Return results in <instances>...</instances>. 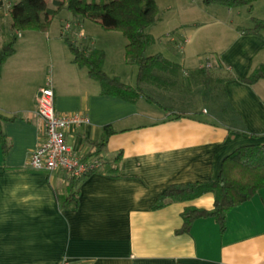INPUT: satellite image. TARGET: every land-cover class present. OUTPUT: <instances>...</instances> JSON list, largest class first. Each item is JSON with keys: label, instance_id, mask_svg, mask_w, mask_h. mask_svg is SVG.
Wrapping results in <instances>:
<instances>
[{"label": "crops", "instance_id": "obj_1", "mask_svg": "<svg viewBox=\"0 0 264 264\" xmlns=\"http://www.w3.org/2000/svg\"><path fill=\"white\" fill-rule=\"evenodd\" d=\"M7 4L0 0V48L10 34ZM228 26L229 34L197 37L207 24L172 25L170 54L162 53L187 72L211 67L229 77L224 88L239 120L227 124L205 106L176 117L145 98L132 103L106 94L51 33L53 24L48 33L19 34L0 76V264H264V187L227 214L224 232L214 218L181 232L187 208L214 209L212 193L154 208L170 186L215 182L236 150L264 145V79L246 81L264 66V30ZM82 28L73 41L95 46ZM49 79L57 113L90 121L70 127L68 144L102 164L77 180L76 209L61 204L69 177L30 166L44 137L37 95Z\"/></svg>", "mask_w": 264, "mask_h": 264}, {"label": "trees", "instance_id": "obj_2", "mask_svg": "<svg viewBox=\"0 0 264 264\" xmlns=\"http://www.w3.org/2000/svg\"><path fill=\"white\" fill-rule=\"evenodd\" d=\"M264 0H204L208 6L217 4L227 9H236ZM9 9L10 34L0 48V76L3 65L16 53L19 34L26 32L48 33L53 21L67 10L72 15L71 31H80L84 20H89L105 31L121 32L127 42L126 62L138 69L136 86H128L118 78L104 72L105 53L88 45H77L70 32H63L74 63L86 69L92 79L98 81L106 94L135 103L145 98L176 117L195 112L199 106L211 109L212 115L222 123L239 120L229 102L225 83L229 77L223 71L203 67L186 71L164 55H148L155 43L148 30L161 20L156 0H102L89 3L87 0H14ZM264 30V21L255 23L254 31ZM75 31V30H74ZM264 79V66L256 70L246 81L249 84ZM111 134L105 129L106 138ZM117 165V164H116ZM98 172V171H97ZM68 193L61 199L67 209H76L79 198L77 180L70 178ZM264 187V145L246 146L236 150L222 166L219 179L210 183H195L170 186L156 201L154 208L160 209L175 202H189L205 194L215 196L211 211L187 208L183 214L181 232L188 233L198 219L214 218L222 232L226 228V216L242 206Z\"/></svg>", "mask_w": 264, "mask_h": 264}, {"label": "rangeland", "instance_id": "obj_3", "mask_svg": "<svg viewBox=\"0 0 264 264\" xmlns=\"http://www.w3.org/2000/svg\"><path fill=\"white\" fill-rule=\"evenodd\" d=\"M52 3V0H48ZM89 3L93 0H87ZM101 2L102 0H96ZM106 1V0H105ZM160 9V22L151 27L148 32L151 34L155 43L150 46L148 55L166 53L165 43H168V33L172 25L180 22H198V24H207V27L197 32V37H206L213 32L214 35L223 36L225 31L229 34V25L236 28L251 30L255 28L257 21H264V1L236 9H227L226 7L212 4L210 6L204 3V0H156ZM72 15L64 10L53 21L52 34L64 35V27L67 23H72ZM217 20V21H216ZM212 22H221L211 24ZM85 33L88 34L89 42H96L94 49L105 53L104 72L112 77L120 76L126 84L136 82L138 69L135 66H129L123 61L125 57V48L127 42L121 32H109L101 28V26L84 20L82 24ZM190 29V30H189ZM73 29L70 33H74ZM189 30V31H188ZM186 31V30H184ZM188 33L194 32L192 27L187 28ZM62 33V34H61ZM74 40H80L73 36ZM214 37V36H213ZM76 38V39H75ZM92 40V41H90ZM94 44V43H93ZM174 55L183 57V52H175Z\"/></svg>", "mask_w": 264, "mask_h": 264}, {"label": "built area", "instance_id": "obj_4", "mask_svg": "<svg viewBox=\"0 0 264 264\" xmlns=\"http://www.w3.org/2000/svg\"><path fill=\"white\" fill-rule=\"evenodd\" d=\"M8 10L11 1L5 0ZM71 25L64 27V32H70ZM38 116L44 123V137L39 147L30 157V166L36 171L49 174L64 173L67 177L81 180L101 169V160L96 157H79L68 144L67 131L70 127L89 124V119L82 114L59 115L55 109V94L49 79L46 86L37 95ZM62 264H73L66 260Z\"/></svg>", "mask_w": 264, "mask_h": 264}]
</instances>
